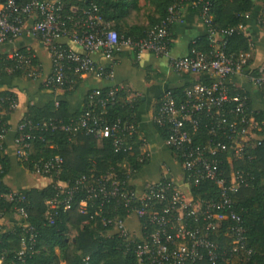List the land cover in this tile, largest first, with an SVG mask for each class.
I'll use <instances>...</instances> for the list:
<instances>
[{
  "label": "built area",
  "instance_id": "built-area-1",
  "mask_svg": "<svg viewBox=\"0 0 264 264\" xmlns=\"http://www.w3.org/2000/svg\"><path fill=\"white\" fill-rule=\"evenodd\" d=\"M184 0H177L167 8L166 15L145 35L138 40L119 34L111 28L110 22L103 19L95 4L82 9L81 15L74 16L76 9L70 8V14L62 15L63 2L61 0H0V43L12 42L19 36L37 38L49 50L54 61V79L52 84L60 86L65 78V71L72 69L83 76L95 69L91 52H100L105 58H111L118 48H135L136 55L150 52L156 56H166L169 47V27L180 18L185 4ZM187 1V0H186ZM197 2H193L195 5ZM188 5V2H187ZM73 26L67 29L63 19L74 18ZM201 23L204 25L211 49L206 53L192 49L182 57L172 58V71L203 75L207 83L193 82L184 88V96L178 101L170 90H165L160 104L155 112L154 122L167 127V136L163 139L165 146L174 148L181 159L182 185L147 184L144 193L136 197L134 191L121 186L117 178L106 176L82 175L76 179L73 186L58 181L59 192L67 194L62 201L68 207L69 198L80 189H84L90 196L97 194L104 198L123 196L125 204L131 196L143 202L142 207L134 208L131 213L137 217L146 216L143 228L152 226L147 235L138 232V240L133 239L134 252L138 264H194L204 256L214 263L218 256L217 245L211 240V235L218 230L224 221H230L233 234L232 252L245 249L241 233L244 231L240 215L233 208L232 195L237 192L241 183L247 185L246 180L239 178V171L229 170L228 178L222 175L219 168L224 153L228 161L240 158L250 146L251 142H260L261 137L255 131V123L251 109L247 106V97L232 94L235 89L232 77L241 74L244 79L256 89H264V64L249 69L245 67L246 53L231 54L226 52L225 36L235 32L234 28H215L211 23V16L206 6L200 12ZM259 20L264 23V11ZM65 36L78 42L84 53L63 48L56 50L57 37ZM59 44V43H58ZM51 48V50L49 49ZM15 55V56H14ZM8 57L17 61V67L22 68L30 62L29 56L9 52ZM66 60L69 65L60 62ZM99 70V69H98ZM33 75L34 72L28 73ZM113 91L111 90L110 94ZM104 105V101H101ZM16 102L12 104V108ZM204 117L205 121H202ZM25 126V122L18 125V130ZM58 124L49 120L34 124V128H57ZM64 130L75 131L83 129L85 133L94 137L110 136L115 151H127L131 146L126 138L135 131L133 125L117 120L107 125L101 116L86 110L73 127L60 126ZM28 135L20 134L14 140L16 156H25L30 148L24 138ZM4 132L0 129V141ZM61 158L38 159L33 164V174L51 175L60 169ZM208 180L218 189V196L207 199H193L190 185H198ZM2 176L0 174V184ZM9 202H14V212L19 225L23 229L20 237V249L17 259L22 261L27 251H32L36 240L34 226L27 222L24 194L17 191L2 194ZM68 199V200H67ZM61 202L56 196L48 202L46 215L50 220L51 211ZM104 225L111 224L116 232L129 237L124 226V220L102 218Z\"/></svg>",
  "mask_w": 264,
  "mask_h": 264
},
{
  "label": "trees",
  "instance_id": "trees-1",
  "mask_svg": "<svg viewBox=\"0 0 264 264\" xmlns=\"http://www.w3.org/2000/svg\"><path fill=\"white\" fill-rule=\"evenodd\" d=\"M61 1L64 5L63 16L71 13V7L76 9L74 16H78L81 15L82 9L95 4L102 18L110 22L111 28L119 34L138 40L166 15L167 8L177 0H145L154 12V15L148 17L147 26L125 24L130 11L132 9L138 10L136 0ZM193 2L197 3L193 5ZM256 2H262L264 8V0H184L183 4L200 21L201 8L206 6L213 27L234 28L235 32L226 35L224 38L226 40V52L236 55L248 53L253 46L250 38L245 36L240 29L245 25L247 16ZM74 19L75 17L71 20L63 19L67 29L72 28ZM173 25L169 27L170 48L174 39ZM259 25L264 27V23L260 20ZM2 43L9 42L4 41ZM63 48H68V46L62 43L55 44L56 50ZM49 49L51 50V48ZM192 49L200 53L208 52L211 46L207 35H200L191 40L188 44V53ZM129 50L136 55L135 48ZM12 51L16 54H22L23 57L29 56L28 65L18 68L17 61L13 59L15 55L13 58L7 56ZM51 61V72L39 84V88H61L64 96L72 94L82 82L83 77L72 69H67L63 83L60 86L52 84L55 66L53 57H51ZM250 62V60L246 61L244 66L247 67ZM60 63L69 65L66 60H62ZM133 65L137 66V62L133 61ZM93 71L101 75L108 74L107 70L95 69ZM30 72H34V74H28ZM40 73L39 60L31 47H20L14 50L5 49L0 52V79L19 77L33 80L38 78ZM195 81L207 83L208 79L206 76L200 75L197 80L168 90L172 92L176 100L180 101L184 96V88ZM111 90L113 91L112 94H110ZM231 93L246 96L247 106L251 109L250 99L244 90L235 88ZM130 94V89L124 85L91 89L85 93L81 108L73 113L67 112L65 101L56 103L54 100H50L42 107H37L31 102L27 104L13 137L14 142L20 134L28 135L24 140L29 143L30 148L25 156L17 157L19 165L33 174V164L38 159L46 160L58 156L61 158V164L58 172L51 175H41L51 179L50 183L43 188L30 187L17 190L19 194L26 196L27 222L34 226L36 231V240L32 246V251H27L20 261L17 259V253L20 249V237L23 229L15 216L14 202H9L2 195L12 191L3 183V177L10 169V161L5 153V134L9 129V114L12 111V104L16 102V96L10 89L0 91V129L4 132V138L0 141V174L2 176L0 184V264H59L61 261L65 264H138L133 243V239L138 240V233H133L126 238L122 233L112 230L113 225H104L102 218L125 220L134 208L142 207L143 202L131 196L128 203L125 204L123 196L119 195L113 198H104L100 194L89 196L84 189H80L69 198L68 207H64L62 201L67 198V194L60 193L56 184L60 181L71 187L76 179L82 175H94L95 177L104 175L107 178H117L122 187L134 191L128 181L146 165L148 158L139 152L142 139L139 137L136 123L137 110L142 106L143 101L141 96H130ZM161 96L157 107L160 104ZM101 101H104V105ZM86 110H92L94 115L101 116L107 125H111L117 120L133 125L135 131L132 136L125 140L131 149L115 151L112 145L113 139L110 136L98 138L85 133L83 129L68 131L60 127H73ZM252 115L256 126L255 131L261 137L260 142H251L240 158H233L228 161L224 153L220 152L218 155L221 157L219 168L223 172V176L228 178L229 170L232 168L233 171H239V178L245 179L246 183L248 182L247 185L241 183L231 198L233 208L242 220L244 231L241 233V239L244 241L245 249H250V253L241 248L237 252L231 251L234 245L231 243L233 240V234L230 230L232 222L224 221L218 230L211 235V240L216 243L218 251L214 263L209 262L204 256L194 264H264V139H262L264 109L253 110ZM49 120L60 126L55 129L34 128L35 123ZM201 120L205 121L204 117ZM23 122H25V126L18 130V125ZM154 128L162 140L166 138V126L154 122ZM168 148L181 167L178 152L174 148ZM159 183L169 184L170 187L171 185L174 186V183L166 178H161ZM190 192L195 200L218 196L217 187L208 180L198 185H190ZM54 196L61 202L57 208L51 211L49 220L45 213L49 209V200ZM3 217L12 221L10 227L4 225ZM136 219L139 227L138 232L140 231L142 236H146L147 232L152 230V226L143 228L142 223L146 220V216H136ZM70 228L76 230V235L73 238L68 236Z\"/></svg>",
  "mask_w": 264,
  "mask_h": 264
},
{
  "label": "crops",
  "instance_id": "crops-1",
  "mask_svg": "<svg viewBox=\"0 0 264 264\" xmlns=\"http://www.w3.org/2000/svg\"><path fill=\"white\" fill-rule=\"evenodd\" d=\"M138 10H131L133 18L125 21V24H137L147 26L148 17L154 15L153 8L145 0H136ZM264 8L262 2H256L247 16L245 25L240 31L252 41L251 50L246 53V61L249 69H255L264 64V27L259 25V18ZM132 17V14L129 18ZM173 45L166 56H156L150 52H141L138 55L131 50L120 47L115 50L111 58H105L100 52H91L89 57L99 70H107V75H101L91 71L83 75L82 82L70 95L64 96L61 88L40 89L42 83L52 69L51 56L48 50L37 38L19 36L9 43H0V52L5 49L31 47L41 66L38 78L26 80L19 77H4L0 79V91L10 89L16 96V104L9 114V129L5 134V153L10 161V169L3 177V183L12 191L23 188H43L51 179L48 177L30 174L19 165L16 156V147L13 142L16 126L21 120L29 102L37 107H42L46 102L54 100L65 101L67 112L73 113L79 110L85 93L91 89L104 87L126 86L130 89V96H141L143 101L136 114L137 131L142 139L139 147L140 154L146 155L148 162L128 183L133 187L135 196H141L147 184L157 183L161 178L171 180L179 187H183L182 170L171 154L168 147L163 143L159 133L154 128V117L160 96L166 89L186 85L188 82L199 79L200 76L190 73H177L172 71L170 61L172 58L182 57L188 53V44L197 36L206 34L204 25L199 18L187 6L181 13V18L173 25ZM57 42L67 45L70 49L84 53L81 45L68 37H57ZM135 55V56H134ZM137 62V66L133 65ZM232 85L244 90L250 99L252 110L264 109V89H256L248 83L241 74L232 77ZM264 139V134L262 135ZM7 225V217L2 218ZM125 229L128 233H138L139 227L134 213L129 214L124 220ZM59 264H65L61 261Z\"/></svg>",
  "mask_w": 264,
  "mask_h": 264
},
{
  "label": "rangeland",
  "instance_id": "rangeland-1",
  "mask_svg": "<svg viewBox=\"0 0 264 264\" xmlns=\"http://www.w3.org/2000/svg\"><path fill=\"white\" fill-rule=\"evenodd\" d=\"M132 14V17H130L129 18V16ZM130 15L128 16V20H131L132 18H133V13L131 12L130 13ZM33 175H35V176H39V175H36V174H33ZM7 221V225H6V227H10L11 225H12V221L10 220V219H7L6 220ZM113 229H114V227H113ZM112 229V230H113ZM114 232V231H113ZM126 232L128 233V231L126 230ZM76 235V230L75 229H73V228H70L69 229V232H68V236H69V238H73L74 236ZM128 235L129 236H131V235H133V232H131V233H128Z\"/></svg>",
  "mask_w": 264,
  "mask_h": 264
}]
</instances>
